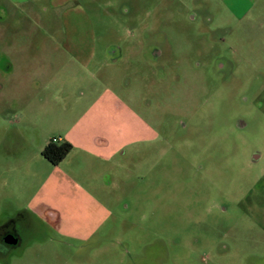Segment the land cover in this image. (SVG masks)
<instances>
[{
	"label": "rangeland",
	"instance_id": "rangeland-1",
	"mask_svg": "<svg viewBox=\"0 0 264 264\" xmlns=\"http://www.w3.org/2000/svg\"><path fill=\"white\" fill-rule=\"evenodd\" d=\"M31 201L13 264H264V0H0V207Z\"/></svg>",
	"mask_w": 264,
	"mask_h": 264
},
{
	"label": "crops",
	"instance_id": "crops-1",
	"mask_svg": "<svg viewBox=\"0 0 264 264\" xmlns=\"http://www.w3.org/2000/svg\"><path fill=\"white\" fill-rule=\"evenodd\" d=\"M105 139L108 142V145L111 146L109 151L108 149L106 150L105 148H103L102 141L92 144L90 147H88V150H86L87 153L84 156L85 162H83L81 166H79L78 172L75 175L76 179H81L79 181V183L81 184H79V186L76 187L77 191H74V193L72 194L79 193V194L86 195L87 196L86 198L88 199L90 203L93 200L92 198L93 196L92 195L89 196L88 194H91V192H94L93 190L95 186L93 185L94 183L93 181H95L96 183V181L99 180L100 178H104L106 174L105 169L107 168V166L111 165L112 161L116 158V156L120 155V148H121L120 142H116V140H119V139L115 137L109 138L108 136ZM57 141L60 143L66 140L58 139ZM66 142H68V140ZM68 143L70 144V142ZM45 146H42V148L40 149V155H41L42 149ZM72 152H74V145L72 146L71 152L64 158V160L58 166L51 165L52 168L56 169L59 166L63 165L68 160V158L72 155ZM91 167H93V170L91 169ZM90 179H93V181H90ZM84 181H86V184L88 182L93 186H90L89 184H87V186L83 187ZM35 204L36 203L31 201L27 203L26 205H24L22 208L26 212H29L32 215H34V217H36L41 223H43V221H46L47 223H49L55 228L53 224L55 222L57 223L58 217H59L58 214H56L55 212L51 211V209H48V208H44L45 210L39 211L38 206H36ZM251 209H252V215H253L254 222L256 223L258 228L262 231V234L264 236V201H262L258 205H252ZM104 212L106 215L105 210ZM90 236L91 235H89V237Z\"/></svg>",
	"mask_w": 264,
	"mask_h": 264
},
{
	"label": "flooded vegetation",
	"instance_id": "flooded-vegetation-1",
	"mask_svg": "<svg viewBox=\"0 0 264 264\" xmlns=\"http://www.w3.org/2000/svg\"><path fill=\"white\" fill-rule=\"evenodd\" d=\"M58 144L57 140H52ZM61 143V142H60ZM41 222L22 207L12 215L6 206L0 207V264L19 263L24 257L27 240H36Z\"/></svg>",
	"mask_w": 264,
	"mask_h": 264
},
{
	"label": "trees",
	"instance_id": "trees-1",
	"mask_svg": "<svg viewBox=\"0 0 264 264\" xmlns=\"http://www.w3.org/2000/svg\"><path fill=\"white\" fill-rule=\"evenodd\" d=\"M72 146L68 142L53 143L50 141L41 151V157L52 166H58L71 152Z\"/></svg>",
	"mask_w": 264,
	"mask_h": 264
}]
</instances>
